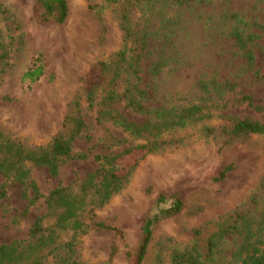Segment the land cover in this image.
<instances>
[{"label":"rangeland","instance_id":"obj_1","mask_svg":"<svg viewBox=\"0 0 264 264\" xmlns=\"http://www.w3.org/2000/svg\"><path fill=\"white\" fill-rule=\"evenodd\" d=\"M124 0H68L69 15L63 24L42 19L38 0H0L7 17L18 30L9 72L0 77V131L26 145H44L61 129L71 102L82 96V87L97 62L108 59L124 46L119 18ZM209 5L176 8L171 0L142 1L131 8L135 28L148 35L149 54L142 61L143 86L148 106L187 104L196 100V84L202 79L229 82L228 92L210 120L160 137V150L149 154L134 171L130 183L98 210L96 220L123 232L90 230L74 238L63 233L62 241H75V258L85 264H132L142 243L148 218L158 212V199L165 209L177 200L182 209L162 218L154 228V238L143 264H171L175 248H184L196 239L204 240L223 216L243 210L250 219L264 213V135H253L241 142L226 144L220 135L207 136L205 126L220 130L230 126L226 116L249 118L264 123V51L256 48V64L246 66L233 46L228 32L232 23L224 14L239 13L260 34L264 24V0H211ZM241 27H243L241 25ZM43 52L55 72V79L35 83L22 81L36 54ZM160 66L161 72L152 74ZM251 98L252 106L240 103ZM100 100V96L98 97ZM92 141L80 139L74 153L86 154L64 164L58 177L46 168H31V177L43 196L59 185H78L100 163L97 155L118 154L145 143L128 136L112 123L99 124L96 109L81 99ZM121 112L139 124L148 118L119 106ZM123 140L121 146L114 139ZM0 244L28 239L31 226L47 214L43 197L28 213L26 187L0 173ZM1 193V189H0ZM51 224V219H45ZM201 234L196 236V231ZM237 242L228 240L225 255L232 254ZM224 256H220L223 258ZM228 262V261H227ZM223 261V264H227ZM45 264H64L58 256Z\"/></svg>","mask_w":264,"mask_h":264},{"label":"trees","instance_id":"obj_2","mask_svg":"<svg viewBox=\"0 0 264 264\" xmlns=\"http://www.w3.org/2000/svg\"><path fill=\"white\" fill-rule=\"evenodd\" d=\"M142 1L150 3L158 0H124L119 26L124 35V46L108 59L97 62L82 87V96L71 102L61 129L44 145H26L13 140L0 131V173L6 179H13L26 187L29 208L45 197L47 214L38 217L29 231L28 239L15 240L0 244V264H45L52 256H58L64 264H85L75 258L76 242L62 241L63 233H71L74 238L79 234L96 231L123 232L96 220L98 210L122 192L143 159L161 149L160 137L174 130L184 129L192 124L210 120L215 109H219L228 92L232 89L229 82L215 79H202L196 84V100L187 104L171 106H148V94L143 86L142 61L149 54L148 35L134 27L129 7ZM176 8H191L193 5H209L211 0H171ZM43 7L42 19L63 24L69 15L68 0H38ZM224 21L232 23L228 32L233 46L244 58L246 66L256 64V48L262 38L249 30L250 24L239 13L224 14ZM7 17V11L0 5V77L10 70V58L18 43L15 35L18 30ZM241 25L243 27H241ZM257 27L264 33V24ZM153 75L161 72L160 66L151 69ZM53 81L55 72L50 68L47 56L36 54L33 65L22 76L23 82L35 83L41 79ZM100 96V100L98 97ZM85 99L90 109H96L99 124L112 123L121 128L128 136L143 140L145 143L133 145L118 154L97 155L100 166L78 185H59L47 196H43L37 183L31 177V168H46L53 177H58L61 167L76 159L87 158L86 154L74 153L75 143L80 139L92 141L91 125L85 118L81 99ZM240 103L252 106L251 98H242ZM144 115L148 119L142 123L130 121L119 106ZM230 126L220 130L205 126L207 136L220 135L226 144L241 142L253 135H264V123L249 118L226 116ZM114 145L121 146L124 141L114 139ZM5 185L0 186L3 197ZM158 199V212L147 219L143 227L142 243L139 250L130 256L132 264H143L154 238L156 224L182 209L177 200L173 208L165 209ZM51 219L46 224L45 219ZM201 231H196V236ZM237 242L232 254L225 255L224 245L228 240ZM224 256L220 258V256ZM160 259V258H159ZM158 259L157 264H162ZM264 264V213L260 219L248 218L243 210H237L221 217L216 228L204 240L196 239L184 248H175L171 253V264Z\"/></svg>","mask_w":264,"mask_h":264}]
</instances>
